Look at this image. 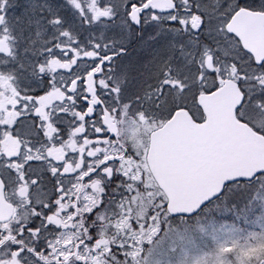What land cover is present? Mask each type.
<instances>
[{
	"label": "snow or ice",
	"instance_id": "1",
	"mask_svg": "<svg viewBox=\"0 0 264 264\" xmlns=\"http://www.w3.org/2000/svg\"><path fill=\"white\" fill-rule=\"evenodd\" d=\"M0 264H264V0H0Z\"/></svg>",
	"mask_w": 264,
	"mask_h": 264
}]
</instances>
